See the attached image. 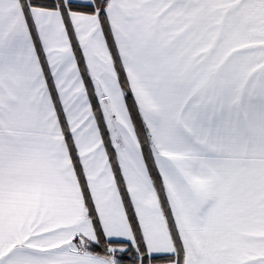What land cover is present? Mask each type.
<instances>
[{
    "label": "snow or ice",
    "instance_id": "6c2138e0",
    "mask_svg": "<svg viewBox=\"0 0 264 264\" xmlns=\"http://www.w3.org/2000/svg\"><path fill=\"white\" fill-rule=\"evenodd\" d=\"M0 264H264V0H0Z\"/></svg>",
    "mask_w": 264,
    "mask_h": 264
},
{
    "label": "crops",
    "instance_id": "0c3cea01",
    "mask_svg": "<svg viewBox=\"0 0 264 264\" xmlns=\"http://www.w3.org/2000/svg\"><path fill=\"white\" fill-rule=\"evenodd\" d=\"M89 80H90V78H89ZM106 127V126H105Z\"/></svg>",
    "mask_w": 264,
    "mask_h": 264
}]
</instances>
